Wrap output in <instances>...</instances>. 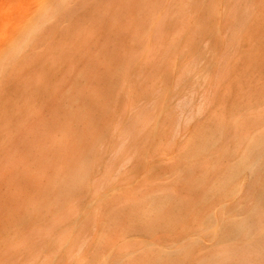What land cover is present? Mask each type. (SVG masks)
<instances>
[{
  "label": "bare ground",
  "instance_id": "bare-ground-1",
  "mask_svg": "<svg viewBox=\"0 0 264 264\" xmlns=\"http://www.w3.org/2000/svg\"><path fill=\"white\" fill-rule=\"evenodd\" d=\"M126 1L0 0V108L9 100L0 111L1 138L12 139L13 125L22 126L26 116L38 115V105H46L52 110V120L44 117L45 123L41 117L30 136H39L37 129H46V151L39 150L40 158L58 161L49 164V169L61 166L53 170L58 182L45 193L39 206H34L30 217L9 224V237L0 247V264H38L42 252L53 254L47 261L40 259L46 264H62L65 260L73 264H264V0H143L144 5L133 0L135 12H153L146 23L149 32H141L144 39L138 40L141 52L135 58L136 66L142 56L154 67L163 62L156 64L150 55L151 34L155 44L157 40L162 42L161 59L173 60L187 36H198L211 22L218 21L223 6L229 18L226 54L219 63L205 61L195 47L196 36L191 38L181 50V55L191 56V61L181 63L183 72L177 76V88L190 81L201 87L214 65H221V81L229 74L231 80L238 63L251 72L241 79L235 73V83L226 82L234 86L238 98L234 95V101L228 96L234 101L231 105H227L229 98L224 100L227 103L217 99L219 108L215 106L208 120L183 143L178 156L168 158L172 145L168 147L167 143L181 119V114L173 110L175 95L169 84L176 71L175 66H167V72L152 67L151 77L147 74L139 83L141 94L126 111L124 125L112 126L114 144L96 136L97 144L89 148L80 166L61 165L64 150L69 147L66 145L78 141L81 135H92L97 108L104 109L108 94L112 98L117 94V88L108 90V58L111 43L118 44L121 30L116 32L117 22L109 12L117 7L126 12L130 8ZM80 12L101 13H97L95 24L79 28ZM174 28L178 35H174L176 30L173 35L170 32ZM166 30L171 35L163 41ZM100 37L104 38L101 45ZM48 45H52L50 50L46 49ZM92 45H96L93 53L87 52L91 48L81 51ZM81 52L87 54V61L82 57V67L81 58L78 61ZM175 61L170 64L175 65ZM203 63L202 73L198 67ZM66 64L70 65L67 73L59 86L54 85L53 72ZM129 78L125 69L121 79L117 77L121 89L127 92L133 90ZM19 80L21 97H15L17 92L10 96V89ZM60 85L65 87L64 93ZM192 96L183 93L179 100L190 103ZM160 133L161 142L166 144L158 146L157 155L165 157L167 165L158 176L149 174L145 182L128 190L135 174L126 165L137 161L138 149L148 146ZM10 155L8 148L5 157ZM23 174L29 176L30 170L24 167ZM119 184H126L127 190L122 191ZM34 219L39 221L38 227ZM46 239L52 242L51 249L45 248ZM20 255L26 256L25 261Z\"/></svg>",
  "mask_w": 264,
  "mask_h": 264
},
{
  "label": "rangeland",
  "instance_id": "rangeland-1",
  "mask_svg": "<svg viewBox=\"0 0 264 264\" xmlns=\"http://www.w3.org/2000/svg\"><path fill=\"white\" fill-rule=\"evenodd\" d=\"M124 1H126V0H123V2ZM127 1H129V3H130L129 4L130 8L126 12L122 13L120 10H118V7H117V9L114 10V12H109L111 16L114 15L113 17L117 22L116 32H118V30H121L120 35H119V40L117 42L118 44H114L112 42V41H114V39L116 37V36H114V33H112V37H111L112 43H111L110 47H112V44H113V47L110 51V55H109L110 58H108L109 59V67H110L109 68L110 69L109 70L110 71L109 72V78L111 80L113 79L112 81H110V79H109L110 82L107 81V83L109 84L108 90H110L111 88L115 90L117 88L118 90L116 89L115 91L117 92L116 96H118V97L115 96V97H113L115 99H113L110 96V94H108L106 96L107 98L105 100L106 104H105L104 109H100L98 107L97 108L98 114L97 113L95 114V112L97 110H96V108L94 109L96 111H94L93 117H94V114L97 117H94L95 119L93 118L95 125H93L94 127L92 126V128H94L95 130H94V133H91L92 135H90V134L87 136L81 135L79 137L80 139L78 138L80 140V142L78 140V141H75L74 143H71V145H69L70 143H68V145H66V147L67 146H69V147H67V148L65 147L67 151L64 150V153L66 152V155L65 154L64 155L66 157L63 156L64 160H62V164H61L62 166L66 167V168L74 167V166L77 168L78 166H80V163H81L80 160L84 159V156H88V154H89L88 150L91 151L92 146L97 144L94 141L98 142V140H97L98 137L101 139L108 140V142L111 145L114 144L113 142H114L115 138L113 136L114 135L113 134V128L115 125H119L121 127L124 125V119H125L124 115L126 114V111L131 107L133 100H136V98L138 99L139 95L141 94V91L139 88L140 87L139 83L142 82L143 80L145 81L147 74L150 75V73H151L150 71H151L152 67H153V70L156 67H161L163 70L166 71L165 68L167 66H169V67L175 66V71L177 72V73L173 72V74H171L169 84L171 85V87L174 91V95H175V101L173 102V105H174L173 110L175 108V110L181 114V119H180V122H179L176 130H174L173 136L171 137L170 141L167 143L168 147L170 145H172L171 147H169V151H168L169 157L168 158H170V156L176 157L179 155L181 148L186 143L185 141H187L188 139L191 138V134L195 130H197L202 124H204L205 123L204 121L208 120V118L210 117V114L213 112L212 110L215 109V106H217V109L219 108L220 100L223 99L222 101H224L227 99V101H228V98H229L228 96H230V97L232 96L234 101L236 100V98H238V96L235 95L237 93H236V90H234L235 89L234 86L231 85L230 83L231 82H232V84H233V82L235 83L237 77L239 79H241V78L245 77V75L248 76V74L251 72V71H249L247 73L248 70L246 69L247 70L246 71L245 68H242L243 65L241 63H238V64H235V66L233 68L234 73H232L233 74L232 77L230 76L231 80L228 77L230 75L229 74V75H227V79H224L223 81H221L220 80L221 65H214L213 67L210 68V72L207 74V78L205 77L203 79V82L201 81L202 82L201 87L194 85L192 83V81H190V83L188 85L184 86V84H181V85H179V88H177V84H178L177 76L181 75L183 72L181 63H183L184 61L186 62L187 60L191 61V56L188 58V57H185L184 54L181 55L182 54L181 50H182V48L186 47L188 42H190V40H192L191 38L195 37L196 35L193 37H190V38H189V36H187L186 39L181 44V46H180L181 49L179 50L178 54L175 55L176 57L173 55L174 56V57H172L173 60H170L169 58H171V57H169V58H167V59H169V61H167V59L166 60L161 59L162 57L159 54V50L161 47L160 44L162 42L161 41L159 42L157 40V44H155L153 35L151 34L150 42H151V45L153 47V51L150 50V55L152 56V59L155 60V63L158 65H159L158 62L163 60L164 63L161 62L162 63L161 65H164V67L161 65L154 67L153 65H151V63H149L147 61V59L145 60V57H143V56L139 60L140 61L139 65L136 66L135 58H138L137 55L139 52H141L140 43L138 40H139V38L144 39L143 37H141V32H146V31H144V30H147L146 29V23L151 20L150 18L152 16L153 12H135V10L132 7V5L134 4V1H137V3H141V5L143 3V5H144L143 0H134V1L133 0H131V1L127 0ZM127 1L125 2L126 4H127ZM223 1H225V0H223ZM132 2H133V4H132ZM97 13H101V12H80V14H79V19H80L79 28L81 26L83 27V26H89V24H95L97 22V19H98ZM141 15H143V16H141ZM149 16H150V18H148ZM140 17L142 19H140ZM219 17L220 18L218 19V21L211 22L210 26H207V28H206L207 31L199 32L198 36H196V38H195V42L197 41L195 43V47L198 48L204 54L203 59L205 61L208 60L209 62L215 61L216 63H219V61L223 58V56L227 52L228 37H227V30L226 29L228 27L229 18H228L227 12L224 11L223 6L220 7ZM86 20H88L87 23H85ZM130 21H131V23H130ZM185 22H184L185 25H183V26L186 28V26H188V22L187 21H185ZM144 26H145V29H142ZM135 29H136V31H135ZM168 30H170V29H168ZM168 30H166V32H164L163 41H165V40L167 41L168 36L171 35L170 32L173 35V31H175L176 29L175 28H174V30L171 29L170 32ZM211 31H213V32H211ZM203 33L206 35V37ZM174 35H178L177 30H176V33H174ZM101 37H103V36H101ZM101 37L99 39L100 40L99 42H101V43H98L99 45L103 44V42H104L103 41L104 38H101ZM202 38H203V40H202ZM186 41H187V43H186ZM50 48H52V45H48L46 49L50 50ZM88 48H91V50H88ZM117 48H119L120 51L117 50ZM206 48L209 50H207ZM94 49L96 50V45H92V47L89 46V47L83 48V49H81V51L82 50L83 51L88 50L87 52L90 51L93 53ZM113 49H115V51ZM121 50H123V51H121ZM212 51H215L216 54H212ZM262 51H263L262 54H264V48L262 49ZM206 52H207V54H206ZM81 53L78 54V61L81 58L80 63H82V65L80 67L85 65L84 61H87V58L85 59V57H84L86 53H82V55H81ZM94 53H95V51H94ZM112 56H114V57H112ZM82 57H83L84 61L82 60ZM116 57H118L119 59L117 58L118 59L117 60ZM158 58H159V60H158ZM176 59H177V61H175ZM172 61H175L173 63L174 64L176 63V64L171 65L170 63ZM167 62L170 65H168ZM111 63H112V65H111ZM134 63H135V65H134ZM165 63H166V65H165ZM78 64H79V62H78ZM178 64L179 65L181 64V65L178 66ZM145 66H147V67H145ZM240 66H241V68H239V70L237 72V68ZM69 67H70V65H67V64L65 67H63L64 70H63V68H61V70H60V68L57 67V68H59V70H56V71H57V73L58 72L59 73L57 74L56 71L53 72V76H55L53 78L54 85L59 86V82L64 77V74L67 73ZM78 67H79V65H78ZM122 67H124V69L128 73H130L129 80L131 79L130 81H131V85L133 87V90L130 92L122 90L121 84H119V81H118L121 79V76H122L123 71H124V69L121 70ZM169 67L167 68V71H168ZM204 67H205V63L201 64L200 68L198 67L199 72L202 71V73H203ZM241 69H243L244 72ZM113 70H115V71H113ZM153 70H152V72H153ZM112 71L114 72V74L111 73ZM116 71H117V73H116ZM245 72L247 74H245ZM141 73H142V75H141ZM235 73L239 76H237ZM238 73H240V74H238ZM242 73H243V75H241ZM115 76H116V78H115ZM212 76H214V77H212ZM240 76H243V77L240 78ZM117 77H119L120 79H117ZM149 77H151V75ZM234 78H236V79L234 80ZM242 80H243L242 82L244 84L246 82L245 80H247V79L245 78V80L244 79H242ZM20 81L21 80H19L16 84H14L12 86V88L9 91L10 96H15L16 92H17V95L15 97H18V98L21 97L20 86H22V84ZM113 81H114V84L111 83ZM228 81L229 82L231 81V82L229 84H227L226 82H228ZM225 83L227 85V86H225L227 89V91H226L227 94L224 91V90H226L224 87ZM111 84H112V86H111ZM115 84H116V87H114ZM244 85L247 87V84H244ZM60 86H62V88H60V89H61L62 93H64L63 91H65L64 90L65 87L63 85H60ZM245 86H242V88L246 89ZM221 87L222 88L224 87L223 91H220ZM106 88H107V86L104 87V90H106ZM228 89H229V91H228ZM232 89H233V91L231 92ZM108 90H106V91H108ZM230 92L233 93V95H231ZM183 93L193 94V96H192L193 100L190 103H183L182 101H180L181 100L180 96ZM218 93H220V94H218ZM221 94L223 95V97L221 96ZM137 95H138V97H135ZM218 95H220V96L218 97ZM234 95L237 97L234 98ZM46 98H47V96H46ZM219 98H221V99L219 100V103L217 104V102H218L217 99H219ZM233 99L229 98V101H231V102L227 103V101H224V103H227V105H231L232 102L234 103V101H232ZM81 100H82V103L84 104L85 103L84 94H82ZM115 100H117V101H115ZM215 101H217V102L215 103ZM7 102L9 103V100H6L4 107L7 106ZM107 103H109V104H107ZM202 104H203V106H202ZM114 105H116L117 107H114ZM199 106H201L203 108L200 107L201 108L200 109ZM4 107L0 108V111H2ZM211 108H213V109H211ZM37 109H38V113H37L38 115L37 116H33V117H27L26 116L27 120L24 122V124H22V126L18 123H16V125H13V128H12L13 136H12V139H10L9 141H7V140L3 141V139L1 138V131H0V189H1L0 190V196L2 195L1 196L2 198L0 197V242H1L0 247L1 248L3 247V244L6 241V239L9 237V234H8L9 228H11L12 224L16 223L18 221L17 219L21 220L23 218L22 220H25L26 218H24V217H26V216H27V218L30 217V213L33 211V208H35L36 206H39V204L43 201V199H45L44 197H46L47 192L51 189V187H53V185H55L58 182L57 181L58 175L56 174V170H55V172H53V170H54V168H60L61 166L59 164H57L54 168L52 167L51 169H49L47 167L51 163H54V165H55V163H58V161L56 159H54V162H52L53 160L43 161L39 155V150L44 149L46 151V136H45L46 129L44 131L37 129V131L40 135L39 136L38 135L30 136V130H33V128L36 127V124L37 125L39 124L41 117H42L43 121L45 120L44 121L45 123H46V119L52 120V118H49V117H51V113H52V110L49 107H46V105L40 104V105H38ZM83 109L85 111H87L88 107L85 105V106H83ZM112 109H113V112H112ZM114 110H115V112H114ZM198 110H199V113H198ZM108 111H110V112H108ZM113 113H116V114L113 115ZM44 117H46V119ZM111 119H114V122ZM36 120H37V122H36ZM111 123H112V125H111ZM103 124L106 126H104ZM112 126H113V128H112ZM84 129L86 130V127H84L83 130ZM34 130L36 131V128ZM35 131H34V134H35ZM103 132H105V133H103ZM41 135L43 137L40 138ZM103 135H104V137H103ZM96 136H97V139H96ZM21 139H24V140H21ZM164 139H165V141L168 140L167 136L164 137ZM161 140H163V137L160 133V134H158V136L154 140L155 142L152 141L148 146H142L141 148L138 149L139 156L137 158L138 159L137 161H134V163L128 164L129 166L126 165V168L132 169L131 170L132 173L135 174L134 178H132V180H131L132 183L130 182L131 186L128 190H132V189H134V187H137L139 184H142L143 182H145V180L147 179V176L149 174L158 176V174L167 165L166 161L164 160L165 157L161 158V156L159 157L157 155V151L159 149L158 146L166 144L164 142H161ZM90 141H91V143H89ZM77 143L80 145H78ZM72 144H74V145H72ZM173 145H174V147H173ZM8 148H9L11 155L8 158H6L5 157V150ZM89 148H91V149H89ZM143 148H144V150H143ZM69 154L70 155L72 154V156H70ZM146 157H148L147 160H145ZM10 158H13V159H10ZM8 160L10 162L9 168L6 166V163ZM87 160H88V157L86 159V162H87ZM105 160L108 161L109 159H105ZM64 162L66 163V165ZM24 167H27L30 170L29 176H27L26 174H23ZM35 170H36V173H35ZM65 177H67V175ZM119 185H120V188L122 191L127 190L126 184H119ZM47 187L49 189H46ZM14 188H16V189L14 190ZM20 189H21V191H20ZM19 193H20V195H19ZM34 200H37V202ZM29 203H31V204H29ZM26 207H27V210L30 209L31 211L30 210L27 211ZM9 217H10V220L12 218L11 222L8 219ZM33 223L35 224V227L39 226V221L37 219H34ZM7 229H8V232H7ZM74 235H76V232H74ZM5 236H7V237H5ZM46 242L47 243L45 244V246H46L45 248L51 249L52 248L51 247L52 242L50 240H47V239H46ZM37 253H39L38 249H37ZM45 254L43 255V252H42L40 254L41 255L40 259L47 261V259H50L51 257L53 258V256H52L53 254L51 252H49L47 256ZM20 257L22 258V255H20ZM46 257H48V258H46ZM23 259L25 261L26 256H24L22 258V260ZM40 259H39V262H37L38 264H44V263L46 264V262H43ZM63 263L64 264H73V263H70V261H68V260H65L64 262H62V264Z\"/></svg>",
  "mask_w": 264,
  "mask_h": 264
}]
</instances>
